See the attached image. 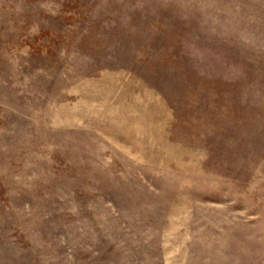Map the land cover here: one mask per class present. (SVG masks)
<instances>
[{
  "label": "rangeland",
  "instance_id": "obj_1",
  "mask_svg": "<svg viewBox=\"0 0 264 264\" xmlns=\"http://www.w3.org/2000/svg\"><path fill=\"white\" fill-rule=\"evenodd\" d=\"M0 264H264V0H0Z\"/></svg>",
  "mask_w": 264,
  "mask_h": 264
}]
</instances>
